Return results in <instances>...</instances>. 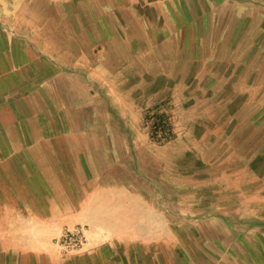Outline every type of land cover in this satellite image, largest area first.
<instances>
[{
  "label": "crops",
  "instance_id": "crops-1",
  "mask_svg": "<svg viewBox=\"0 0 264 264\" xmlns=\"http://www.w3.org/2000/svg\"><path fill=\"white\" fill-rule=\"evenodd\" d=\"M225 2L0 0V264H232L241 243L264 264V228L225 200L226 176L264 177V105L240 87L263 73L264 5Z\"/></svg>",
  "mask_w": 264,
  "mask_h": 264
},
{
  "label": "rangeland",
  "instance_id": "rangeland-1",
  "mask_svg": "<svg viewBox=\"0 0 264 264\" xmlns=\"http://www.w3.org/2000/svg\"><path fill=\"white\" fill-rule=\"evenodd\" d=\"M189 3V2H188ZM234 3V6H233ZM237 3H240V6H236ZM256 3V4H255ZM190 4V3H189ZM256 5V6H255ZM260 5L263 7L264 0H226L224 8L226 10L232 9V8H240L242 11L246 9H251L255 7H260ZM229 19V18H228ZM221 33H217L216 30L213 33H210L209 35L213 36V39H215L217 36H220ZM215 37V38H214ZM210 39V40H213ZM217 39H215L216 41ZM258 71L263 73L257 74L256 80H241L240 87H247L248 90H250L251 93V102L252 100H255V103L257 105V108L264 105V64L258 66ZM248 71H245L244 73H247ZM255 91V97L253 96ZM226 94V106L229 104L228 100H231L233 98L232 92L230 93L229 90L224 91ZM248 99V97L246 98ZM247 100V101H250ZM169 107L171 106L168 100H165ZM231 102V101H230ZM171 109V108H170ZM149 127V126H148ZM225 188H233L235 191H238V193L232 195V194H225V200H226V210L228 212L233 211L236 213H239L241 222L236 224L237 227H239L243 232H246L248 234V237L252 236L251 234L261 232L264 228V225H256L247 228L248 222H243L242 218L245 216H254L256 218L264 219V177H255L252 174L248 173V171H244L241 169V172L237 173L235 176H226L225 177ZM162 205L167 204L166 200H162ZM163 208V207H162ZM180 212L183 213V210L180 209ZM82 226V225H81ZM215 227V226H214ZM218 229V228H216ZM249 229V230H248ZM245 230V231H244ZM59 239V238H58ZM57 242V240H56ZM59 245L61 246V250L65 255L71 256L73 254H76L78 252L73 251L71 249H68L64 246H62L58 240ZM241 254H238L237 256H227L224 255L221 257V259L228 263L231 262L232 264H252L257 263V260L255 257H253L250 253H248L246 250L245 252L250 254L246 257L243 256V249H246L245 245L241 243ZM249 261V263L247 262ZM229 264V263H228Z\"/></svg>",
  "mask_w": 264,
  "mask_h": 264
},
{
  "label": "trees",
  "instance_id": "trees-1",
  "mask_svg": "<svg viewBox=\"0 0 264 264\" xmlns=\"http://www.w3.org/2000/svg\"><path fill=\"white\" fill-rule=\"evenodd\" d=\"M168 103L162 101L146 111V122L153 140L165 143L174 138V128Z\"/></svg>",
  "mask_w": 264,
  "mask_h": 264
},
{
  "label": "built area",
  "instance_id": "built-area-1",
  "mask_svg": "<svg viewBox=\"0 0 264 264\" xmlns=\"http://www.w3.org/2000/svg\"><path fill=\"white\" fill-rule=\"evenodd\" d=\"M85 242L86 231L84 226L81 225L64 231L60 237V244L71 250L81 249Z\"/></svg>",
  "mask_w": 264,
  "mask_h": 264
}]
</instances>
